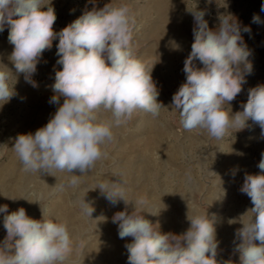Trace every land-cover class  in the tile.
<instances>
[{
  "label": "clouds",
  "instance_id": "clouds-1",
  "mask_svg": "<svg viewBox=\"0 0 264 264\" xmlns=\"http://www.w3.org/2000/svg\"><path fill=\"white\" fill-rule=\"evenodd\" d=\"M192 14L194 42L184 61L186 82L172 97L182 127L187 131L205 129L212 138L221 139L232 129L244 130L251 120L264 135V84L249 90L242 111L233 114L230 108L246 82L244 70L250 73L252 69L238 21L231 15L220 16L214 31L202 11ZM56 19L51 0H0V32L7 27L8 42L13 45L9 60L16 73L7 66V71L0 70V107L16 95L17 75L23 74L27 83L37 86L31 77L42 54L58 39L57 64L62 68L55 71L50 103L59 104L60 97L63 103L34 134L18 135L12 149L26 172L41 176L67 172L72 174L69 186L76 187L79 177L107 156L102 146L113 141V127L126 124L137 110L157 118L165 107L158 101L159 91L151 75L156 63L134 54L136 20L130 5L111 2L99 9L93 7L59 32L53 29ZM197 60L202 68L195 66ZM10 74L15 83H11ZM101 109L111 113L110 123L98 121ZM261 156L260 174H246L240 189L253 204L247 211L251 219L236 231L241 241L236 248L240 264H264V153ZM96 188L113 204L118 200L129 204L122 182L100 183ZM132 204L131 214L121 211L113 217L119 238H132L125 245L127 264H217L219 242L207 212L187 216L190 227L175 235L161 233L158 223L145 219L146 198ZM79 206L83 215L91 218L94 209L85 197ZM0 213H4L7 233L0 244V264H64L74 247H85L83 240L74 243L66 222L45 218L43 211L39 220L29 217L23 207L9 213L3 205Z\"/></svg>",
  "mask_w": 264,
  "mask_h": 264
},
{
  "label": "rangeland",
  "instance_id": "rangeland-1",
  "mask_svg": "<svg viewBox=\"0 0 264 264\" xmlns=\"http://www.w3.org/2000/svg\"><path fill=\"white\" fill-rule=\"evenodd\" d=\"M111 2L132 8L136 20L133 51L137 58H150L156 63L151 75L159 91L158 101L165 108L157 118L137 110L126 124L113 127V141L102 146L107 156L79 177L76 187L69 186L72 174L67 172L42 176L26 172L12 149L16 137L34 134L45 126L64 99L60 97L59 104L50 103L55 71L62 68L57 64L58 39L53 40L31 77L37 86L27 83L23 74L17 75L16 95L0 107V206L7 205L9 213L23 207L29 217L37 220L43 211L45 218L66 222L74 243L83 240L85 247H74L64 264H112L106 255L95 258L91 253L94 247L108 242L121 248L114 264H127L125 245L132 238H119L113 217L121 211L131 214L132 203L141 197L148 201L142 214L153 224L158 223L161 233L182 235L190 227L187 216L207 212L219 242L217 264H240L236 248L241 241L236 231L249 222L252 214L247 211L253 207L250 197L240 189L246 174H260L264 135L251 120L244 130L232 129L221 139L212 138L205 129L187 131L173 109L172 97L186 82L184 61L194 42L192 11H202L214 31L220 16L231 15L240 25L252 64L250 73L244 70L242 91L230 102L233 114L243 110L241 105L247 102L249 90L264 84V0H51L57 17L53 29L59 32L86 11ZM245 27L250 30L245 31ZM171 30L185 41L170 38L167 33ZM12 50L6 27L0 32V70L7 71V66L16 75L9 60ZM194 64L203 67L198 60ZM10 75L11 83H15V76ZM97 117L104 123L112 119L111 113L103 109ZM110 181L122 182L124 199L129 204L123 200L113 204L96 188ZM84 197L94 209L91 218L83 215L79 206ZM3 216L0 213V244L7 235Z\"/></svg>",
  "mask_w": 264,
  "mask_h": 264
},
{
  "label": "bare ground",
  "instance_id": "bare-ground-1",
  "mask_svg": "<svg viewBox=\"0 0 264 264\" xmlns=\"http://www.w3.org/2000/svg\"><path fill=\"white\" fill-rule=\"evenodd\" d=\"M166 33V32H165ZM158 34V33H157ZM169 35L170 38H175V40H184V37H180L178 35H175V31L174 30H171L169 31V33H167ZM183 34V33H181ZM174 36V37H173ZM161 40V39H160ZM185 44V43H183ZM186 45V44H185ZM187 46V45H186ZM177 49V48H176ZM167 51V50H166ZM186 55V54H185ZM188 55V54H187ZM169 60V59H168ZM199 64V63H198ZM166 65V64H165ZM30 176V174H29ZM84 177V176H83ZM71 198V197H70ZM121 251V248L120 247H117V245H113L111 244L110 242L106 243V245L104 246H96L92 249V256L93 257H98L100 256L101 254H104V256L106 255L107 256V260L109 263H112L114 264L116 262V258L118 257V253ZM100 258V257H99ZM122 259V257H120ZM123 261V260H122ZM125 261V260H124ZM123 261V262H124ZM120 264V262H118ZM117 263V264H118ZM121 264H123L121 262Z\"/></svg>",
  "mask_w": 264,
  "mask_h": 264
}]
</instances>
